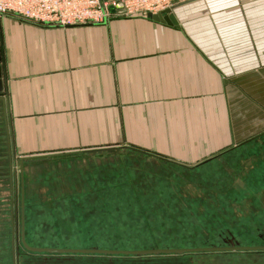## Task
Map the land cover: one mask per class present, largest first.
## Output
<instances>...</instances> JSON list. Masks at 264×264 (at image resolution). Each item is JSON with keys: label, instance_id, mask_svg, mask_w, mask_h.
<instances>
[{"label": "crops", "instance_id": "obj_1", "mask_svg": "<svg viewBox=\"0 0 264 264\" xmlns=\"http://www.w3.org/2000/svg\"><path fill=\"white\" fill-rule=\"evenodd\" d=\"M172 13L179 28L147 16L66 27L0 17L5 75L0 140L12 205L20 184L11 157L23 159L26 192L37 177L36 165L54 166L57 177L67 179L53 185L52 176L38 177L46 191L74 187L77 179L90 188L82 196L49 195L46 207L56 201L96 202L93 197L113 190L98 194L96 186L114 184L141 196L143 181L162 187L163 177L188 187L194 180L209 185L212 163L218 164L219 178L231 175L236 181L225 167L229 158L244 157L242 149L254 151L260 148L253 147L256 140L264 139V0H191ZM153 168L158 173L149 172ZM127 178L138 182L125 185ZM38 204L45 206L43 199L29 205ZM42 209L25 212L30 246L140 250L115 247L111 239L98 242L106 231L97 232L87 220L94 210L82 206L75 217L83 226L63 231L56 213ZM23 250L16 264H107L132 256Z\"/></svg>", "mask_w": 264, "mask_h": 264}, {"label": "rangeland", "instance_id": "obj_2", "mask_svg": "<svg viewBox=\"0 0 264 264\" xmlns=\"http://www.w3.org/2000/svg\"><path fill=\"white\" fill-rule=\"evenodd\" d=\"M123 17V16H120ZM133 17V16H131ZM247 98H252L249 94ZM0 133L2 134L1 130ZM0 134V136H1ZM258 141H261L259 144ZM260 148L243 150L241 154L231 155L229 163L225 167L233 172L236 181L228 175L221 179L216 175L215 166L212 163L209 169V182L212 184L203 185L200 180L195 183H175L167 177H163V186L150 184L143 181L138 190H121L117 185L96 186L95 193L106 191V196L93 197L92 201H56L52 206L50 196L63 198L64 195L77 193L79 196L90 193L88 184H80L77 179L75 186L67 183L61 186H54L46 191L45 183L38 177L51 179L56 184L59 178L58 169L54 166H34L36 179L32 181L31 191H24V236L25 212L28 207L31 209H49L56 213L53 215L61 222V230L70 231L67 227H82V223L75 217L81 213V209L90 211L87 220L97 227L98 231H106V234H99L98 242L113 241L115 247L138 248H162V247H202V246H225L229 245L228 240L232 239L239 245H262L264 243V139L256 140L254 146ZM249 147V148H253ZM251 153V155H250ZM242 157L241 159H238ZM6 154L3 148L2 138L0 140V264H11V216L14 215V226L19 233V194L13 205L9 201L7 189V168H5ZM250 158V159H249ZM235 160V161H234ZM15 164V163H14ZM117 163L112 167L116 168ZM16 173L19 181V167H11ZM153 168L149 172L158 173ZM135 172V171H134ZM217 173H221L220 171ZM193 174H197L194 172ZM69 175L68 177H72ZM128 176H131L128 173ZM138 181L127 178L125 185H135ZM178 182V181H176ZM224 182V183H223ZM219 183V184H217ZM24 187V186H23ZM25 188H29L28 182ZM138 189V187H137ZM70 191V193H68ZM145 192V193H143ZM144 194V195H143ZM80 198V197H79ZM43 199L45 206L40 204L31 206ZM242 200V201H241ZM250 200V201H248ZM35 201V202H34ZM46 201V203H45ZM43 210V209H42ZM41 211V210H38ZM247 212V213H246ZM51 213V212H49ZM52 216V215H50ZM13 218V217H12ZM43 218V217H42ZM50 219V218H49ZM44 219V220H49ZM52 217L50 220H53ZM40 224V218L37 220ZM89 226V227H93ZM38 229V226L36 227ZM72 234H70L71 236ZM19 236V235H18ZM67 241L70 239L65 238ZM25 242L30 246V244ZM69 243V242H68ZM19 253L25 249L17 240ZM36 254V253H35ZM131 257V258H129ZM127 258L116 256L107 264H264V251H213V252H190L183 254H153V255H132ZM104 263L98 262L97 264ZM80 264V263H78ZM95 264V262H93Z\"/></svg>", "mask_w": 264, "mask_h": 264}, {"label": "built area", "instance_id": "obj_3", "mask_svg": "<svg viewBox=\"0 0 264 264\" xmlns=\"http://www.w3.org/2000/svg\"><path fill=\"white\" fill-rule=\"evenodd\" d=\"M188 1L191 0H0V17L8 15L60 27L103 24L111 17L157 14Z\"/></svg>", "mask_w": 264, "mask_h": 264}, {"label": "water", "instance_id": "obj_4", "mask_svg": "<svg viewBox=\"0 0 264 264\" xmlns=\"http://www.w3.org/2000/svg\"><path fill=\"white\" fill-rule=\"evenodd\" d=\"M110 11L113 12V8L110 7ZM148 18L159 21L162 23H166L169 26L179 28V23L172 13V9H166L157 14L148 13L146 15ZM2 34L0 31V93L5 91V75L4 71H2ZM0 100L4 102L5 97L0 95ZM11 161L13 163H18L19 167V184H20V225H19V233L17 232L14 223L11 235V254H12V264H16L17 257H18V247H17V240L19 237L20 243L23 247L31 252H47V253H97V254H109V255H153V254H183V253H190V252H213V251H264V245H248L242 246L239 245L237 242H233L232 239L228 240L229 245L225 246H202V247H186V248H150V249H140V250H112V249H82V248H40V247H33L29 246L25 242L24 236V202H23V194H24V187H23V159H13L11 157ZM19 235V236H18Z\"/></svg>", "mask_w": 264, "mask_h": 264}, {"label": "trees", "instance_id": "obj_5", "mask_svg": "<svg viewBox=\"0 0 264 264\" xmlns=\"http://www.w3.org/2000/svg\"><path fill=\"white\" fill-rule=\"evenodd\" d=\"M19 225H20V218H19ZM11 264H12V256H11Z\"/></svg>", "mask_w": 264, "mask_h": 264}, {"label": "bare ground", "instance_id": "obj_6", "mask_svg": "<svg viewBox=\"0 0 264 264\" xmlns=\"http://www.w3.org/2000/svg\"><path fill=\"white\" fill-rule=\"evenodd\" d=\"M16 261V260H15Z\"/></svg>", "mask_w": 264, "mask_h": 264}]
</instances>
